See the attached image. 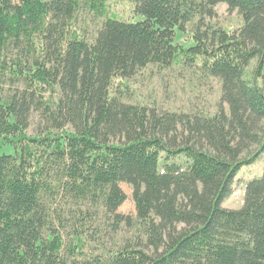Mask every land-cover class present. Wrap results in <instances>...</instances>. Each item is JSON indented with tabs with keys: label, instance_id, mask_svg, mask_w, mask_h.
Returning a JSON list of instances; mask_svg holds the SVG:
<instances>
[{
	"label": "trees",
	"instance_id": "16d2710c",
	"mask_svg": "<svg viewBox=\"0 0 264 264\" xmlns=\"http://www.w3.org/2000/svg\"><path fill=\"white\" fill-rule=\"evenodd\" d=\"M136 1L180 10L138 21L113 13L89 39L75 22L81 4L103 12L118 0H0V264H264V170L241 208L223 205L264 154V0ZM220 3L238 10V30H198V52L176 41L195 12L214 17ZM178 63L221 79L214 115L125 100L140 69ZM33 112L42 124L30 135ZM121 183L133 187L146 236L98 253L100 228L83 206L96 197L134 225L117 213Z\"/></svg>",
	"mask_w": 264,
	"mask_h": 264
},
{
	"label": "rangeland",
	"instance_id": "374dc122",
	"mask_svg": "<svg viewBox=\"0 0 264 264\" xmlns=\"http://www.w3.org/2000/svg\"><path fill=\"white\" fill-rule=\"evenodd\" d=\"M138 6V10H137ZM112 10L103 12L93 9L82 3L76 13L77 29L92 39L98 29L111 14L129 17L133 21L142 20L146 15L157 13L168 17L175 16L179 12L178 6H142L136 0H118ZM216 16L209 17L195 12L189 21H186L184 29H178L176 41L190 51L198 52V44L195 34L198 30L207 32L212 36L215 31L226 28L238 30L243 25V19L238 10H230L226 3H220L215 7ZM207 39V38H205ZM259 58H254L246 69V77L254 79L255 70ZM9 89V85L5 87ZM222 96L221 79L209 75L198 63H181L171 67L150 65L140 69L134 76L128 79V90L125 100L128 103H138L150 107H156L159 111H175L197 115H214L220 106ZM42 124L39 112H33L31 125L28 130L30 135L35 134ZM69 128V127H68ZM257 144L252 145L249 151L255 150ZM249 151H246V156ZM264 170V154L251 165L244 166L239 172L233 185L232 194L223 205L227 208H241L245 201L246 186L249 180L260 177ZM122 189L127 194V199L118 208L117 213L131 216L134 225L126 222H117L114 214L106 211L101 201L89 196L83 209H89L94 224L100 228L96 232V238L91 244L98 253H106L122 246H137L139 241L145 239V231L136 222L137 208L133 196V187L127 183H121ZM64 203V202H62ZM75 203L68 200L65 204L67 218L71 217L70 210ZM71 264V263H70Z\"/></svg>",
	"mask_w": 264,
	"mask_h": 264
}]
</instances>
